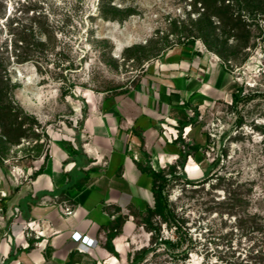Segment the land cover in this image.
Segmentation results:
<instances>
[{
    "label": "rangeland",
    "instance_id": "obj_1",
    "mask_svg": "<svg viewBox=\"0 0 264 264\" xmlns=\"http://www.w3.org/2000/svg\"><path fill=\"white\" fill-rule=\"evenodd\" d=\"M188 43L228 64L239 100L211 104L205 174L168 181L178 225L141 221L133 256L154 248L139 264H254L236 213L264 217V0H0V211L6 186L79 125L84 94L133 86Z\"/></svg>",
    "mask_w": 264,
    "mask_h": 264
},
{
    "label": "crops",
    "instance_id": "obj_2",
    "mask_svg": "<svg viewBox=\"0 0 264 264\" xmlns=\"http://www.w3.org/2000/svg\"><path fill=\"white\" fill-rule=\"evenodd\" d=\"M237 91L224 60L188 43L164 51L133 86L84 94L79 125L53 137L27 180L6 186L0 264H130L143 228L137 215L155 201L140 165L162 170L185 159L189 178L204 175L206 114ZM30 220L45 236L28 235ZM76 231L95 243L75 240Z\"/></svg>",
    "mask_w": 264,
    "mask_h": 264
},
{
    "label": "trees",
    "instance_id": "obj_3",
    "mask_svg": "<svg viewBox=\"0 0 264 264\" xmlns=\"http://www.w3.org/2000/svg\"><path fill=\"white\" fill-rule=\"evenodd\" d=\"M233 100L238 101V94L233 95ZM199 149V148H196ZM186 160L184 159L178 164H172L162 170L154 169L149 163L140 165L143 171H146L153 178V193L154 204L148 206L145 214L137 215L140 217V222H146L152 224L153 217H160L164 223H170L172 225H178L177 213L172 207L171 202L166 194V185L168 181L173 178H185L188 183H195V180L189 178L184 170ZM178 169H182V174L178 172ZM237 214L239 228L243 234H247L253 244L250 246V250L253 253L252 257L255 259L254 264H264V217L260 213H240ZM171 243V242H170ZM108 247L111 246L108 242ZM154 248H143L139 254L132 257L130 264H139L144 261L147 254Z\"/></svg>",
    "mask_w": 264,
    "mask_h": 264
},
{
    "label": "built area",
    "instance_id": "obj_4",
    "mask_svg": "<svg viewBox=\"0 0 264 264\" xmlns=\"http://www.w3.org/2000/svg\"><path fill=\"white\" fill-rule=\"evenodd\" d=\"M208 132H209V135H210L211 140H212L211 144H213V141H214L215 137L217 136V134H216V122L215 121L211 122V124L208 125ZM20 179L27 180L28 179L27 174L25 172H22V174L20 175ZM74 211L75 210L73 208H70V207L65 208L66 214H73ZM37 226H38L37 220H30V221H26L24 223V228L28 230V235L29 236H35L36 238L39 239V238L45 236V232H46L47 228L41 227V228L37 229ZM72 237L75 240L80 241V242H82L88 246L93 245L95 243L94 239L90 238L87 235L83 236V234L81 232H78V231L74 232L72 234Z\"/></svg>",
    "mask_w": 264,
    "mask_h": 264
}]
</instances>
